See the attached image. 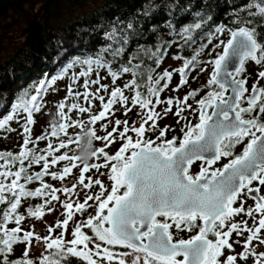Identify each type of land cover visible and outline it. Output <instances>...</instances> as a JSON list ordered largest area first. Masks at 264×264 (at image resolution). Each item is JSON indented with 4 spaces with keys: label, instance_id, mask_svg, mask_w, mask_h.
<instances>
[{
    "label": "snow or ice",
    "instance_id": "snow-or-ice-1",
    "mask_svg": "<svg viewBox=\"0 0 264 264\" xmlns=\"http://www.w3.org/2000/svg\"><path fill=\"white\" fill-rule=\"evenodd\" d=\"M192 15V21L178 30L168 24L169 33L176 32L181 46L195 44L196 35L212 20L210 14L199 11ZM229 23L234 27L214 26L207 33V43H201L191 57L177 52L171 58L182 65L162 72L157 69L175 41L158 44L155 50L142 45L125 59L135 26L132 22L124 28L114 25L102 37L105 45L86 58L73 60L83 68L73 76V83L83 78L84 91L68 86L65 98L55 105L57 112L49 128L40 136L33 139L31 126L34 113L41 111L38 97L45 82L36 88V94L19 98L10 114L0 116V130L11 131L10 122L24 114L19 151H0V264H72L73 260L76 264H246L250 258L253 264H264V86H259L264 70L257 71L251 89L245 75L249 63L264 69V0H245L234 9ZM213 40L216 43L208 51V59L202 60ZM146 58L152 63L143 67ZM197 69L209 73L203 85L207 91L201 98L196 99L199 90L182 99L161 98L175 75L179 82L172 91L186 85L189 74ZM102 70L105 76H101ZM124 75L131 78L116 86ZM108 78L110 84L101 83ZM94 85H99L95 91ZM94 101L100 102L95 113ZM133 108L138 109V127L136 122L129 125L127 119L110 118L121 109L127 117ZM186 111L195 112L197 122H186L182 137L168 139L169 126L161 128L158 121L172 113L179 123L186 120ZM98 131L105 134L98 135ZM118 140L121 146L109 154L106 149ZM41 141H46L43 149L39 148ZM97 141L101 146H94ZM238 145L242 146L239 153ZM221 159L227 162L213 168ZM197 162L199 171L192 175L190 170ZM33 166L39 170L31 171ZM74 170L78 175L70 187L58 188L46 181L63 183ZM93 170L108 177L110 190L99 178L86 176ZM34 183L38 186L32 190ZM93 186L99 191H84ZM29 198L42 203L28 207L25 214L20 208ZM248 200L253 203L246 207ZM54 201L61 205L64 216L47 228L49 234H55L41 237L32 229L25 230V220H41L46 209L55 210ZM93 205L94 215L75 218ZM241 216L243 219H236ZM70 222L74 227L67 239ZM173 227L194 234L174 240ZM234 234L236 240H232ZM34 241L43 248L38 260L29 255ZM20 244L25 245L21 257L12 259ZM234 244L241 247L239 253ZM257 245L261 250L257 251ZM225 249L233 254L221 260Z\"/></svg>",
    "mask_w": 264,
    "mask_h": 264
},
{
    "label": "trees",
    "instance_id": "trees-1",
    "mask_svg": "<svg viewBox=\"0 0 264 264\" xmlns=\"http://www.w3.org/2000/svg\"><path fill=\"white\" fill-rule=\"evenodd\" d=\"M44 1L46 0H0V116L10 114L19 98L25 94L29 96L36 94V88L41 82H45L46 87L38 97L41 111L34 113L35 124L31 126L33 139L49 128V122L57 112L55 105L65 98L69 85L75 91H84L81 86L83 78L73 83V76L83 70L81 65L74 64L73 60L86 58L105 45L107 42L102 37L110 32L114 25L124 28L132 22L135 26V31L129 35L125 59L142 45L155 50L158 44L166 45L175 41L168 49V55L159 68L161 69L164 61L177 52L184 57H191L201 43H207V33L213 30L214 26L225 24L234 27L229 23L231 14L234 9L240 8L245 3V0H53L41 11L30 31L23 35L24 37H17L18 34L14 31L25 29L26 22L28 21L29 24L34 12ZM196 11L210 14L212 20L196 35L195 44L190 47L181 46L182 41L176 32L169 33L168 24L171 23L178 30L192 21V14ZM145 12L149 14L144 15ZM215 43L216 40H213L209 49H205L201 56L203 60L208 59L207 53ZM151 63L146 58L142 66H150ZM105 75L102 70L101 76ZM91 78L95 79V74ZM130 78L129 75H124L117 81L116 86H122ZM53 80L55 83H50ZM101 83L110 84L111 80L104 79ZM97 87L99 85L92 86V90L95 91ZM101 95L106 94L101 92ZM68 103L71 104L72 100L69 99ZM80 103L84 105L83 98ZM93 103L96 105L93 112H98L100 102ZM116 107L120 108L119 105ZM133 113L134 110L129 114ZM72 115L75 117L76 113ZM83 118L86 119L87 115L85 114ZM128 119L132 120V117L129 116ZM23 123L24 114H20L17 120L10 122L11 131L0 130V151L14 153L19 151L23 141L20 135ZM111 127L112 125H109V129ZM56 142L53 138L54 145ZM45 146L46 141L39 143L40 149ZM63 163L61 162V165ZM37 170H39L37 166L31 169V171ZM46 181L50 184L54 182L50 178H46ZM37 186L38 184L34 183L30 187L34 190ZM37 203L42 201L35 198H29L26 203L22 201L20 211L26 214V209L34 207ZM54 203L55 201L52 202L53 205ZM89 214H95V205L83 216L79 214V220L86 219ZM63 218V214H60L59 219ZM30 219L33 218H27L24 224ZM11 226L13 225H9ZM84 231L91 235L90 230L85 228ZM24 247L23 244L17 245L11 258L21 257ZM29 255L33 260H38L41 256L32 253ZM72 264H76V261L73 260Z\"/></svg>",
    "mask_w": 264,
    "mask_h": 264
},
{
    "label": "flooded vegetation",
    "instance_id": "flooded-vegetation-1",
    "mask_svg": "<svg viewBox=\"0 0 264 264\" xmlns=\"http://www.w3.org/2000/svg\"><path fill=\"white\" fill-rule=\"evenodd\" d=\"M205 60H207V59L205 58ZM181 65H182V61L176 60V65H175L174 68H172V66L163 67V68H161V69H159L157 71L162 72L165 69H168V70L171 71L172 69L179 68ZM204 66L207 67V65H204ZM259 70H264V69H260L257 66H254L252 63H249L247 65V72L245 73V75L248 77V85L247 86L249 87V89H251L252 84L257 81L256 73ZM208 75H209L208 72L200 73L199 69H197L196 71H193V72H191L189 74L188 83L186 85L180 87L178 91H172V89L176 88V86H177V84L179 82V75L177 74V75L174 76L173 80L171 81L169 89L166 90L162 94L161 98L163 99V98L171 95L173 97L182 99L189 92H191L193 90H199V95L196 97V99H199L207 91V89L203 88V85L206 84V81L208 79ZM259 86H264V80H260L259 81ZM189 103L193 104L194 108L198 107L197 105H195L194 101L191 100V99L189 100ZM161 107H163V106H161ZM135 110H137L136 115H135V122H136V126L138 127L139 123H140V117L137 114L138 113V109H135ZM157 111H160V108H157ZM173 111H175V108L173 109ZM122 112H123V109H121L120 111H117L115 113L116 118H113V117L112 118L113 119H117V118L123 119L124 115H122ZM183 116L186 117V120L185 119H180L179 123L177 122L178 117H176L172 113H169L165 118H163V119L158 121L159 126L161 128H163L165 126H169L170 130L167 133V138L168 139L172 138L173 136L182 137L183 133L181 132V128L184 126V124L186 122H191L193 124L197 122V114L195 112H191V114H190V112L186 111V112L183 113ZM133 121H134V119H133ZM128 122L132 123V120H129ZM122 127H123V125H121V128ZM108 130L111 131V129H108ZM104 134H105L104 132L98 131V135H104ZM129 135H133L134 136V134L131 133V132H130ZM148 137L151 138V139H155V135L153 133H148ZM94 146H101V142H99V141L95 142ZM120 146H121V142L118 140L116 143H114L109 148H107L106 151L109 154H114L119 149ZM240 151H242V146L238 145L237 148H236V152L239 153ZM77 154H79V153H77ZM226 162H227L226 159H221L216 164H214L212 167L213 168L222 167V165L224 163H226ZM199 163L200 162H197V164L193 165L192 169L190 170V174L195 175V174L198 173V171H199ZM107 184H108L107 187H109V184H110V187H111V182H107ZM93 187H95V186H93ZM121 191H123V189H121ZM261 191H262V193H264V188H262ZM91 203H93V202H91ZM252 203H253L252 200H248L247 204H246V207H247V205H250ZM235 206H239V205L237 204ZM236 219L240 220V219H243V217L242 216L241 217H237ZM251 223H252V221L249 220V224H251ZM172 231H173V234H174V240L188 239V238H190L191 235L194 234V232H186V231L185 232H179V231H176L175 227H173ZM236 239H237V237L234 234L233 237H232V240H236ZM231 242L232 241L230 240V243ZM233 247H234L236 253H239L241 251V247L239 245H235L234 244ZM259 250H261V249L257 245V251H259ZM225 253L233 254V253H230L227 249H225L224 255H225ZM223 258H224V256L221 257V259H223ZM250 260H252V259L250 258L248 261H250ZM239 264H245V262L244 261H240ZM246 264H247V262H246Z\"/></svg>",
    "mask_w": 264,
    "mask_h": 264
},
{
    "label": "rangeland",
    "instance_id": "rangeland-1",
    "mask_svg": "<svg viewBox=\"0 0 264 264\" xmlns=\"http://www.w3.org/2000/svg\"><path fill=\"white\" fill-rule=\"evenodd\" d=\"M35 12H34V14H35ZM36 20H35V22H36ZM27 23H28V21L26 22V26H28ZM21 32H22V30H20V29L14 31V33H17L18 34L17 37H24L23 35L22 36L20 35ZM175 65H176V60H173L172 58H168V59H166L164 61L162 67L172 66V68H174ZM135 109H137V108H134L133 109L134 110V113L133 114H128L127 117L124 116L123 119H121V120L127 119L129 116H131L134 119V121L132 119V123L135 122V115H136V112H137V110H135ZM113 118H116V115L113 116ZM132 123L129 122V125H131ZM101 171H106V170L105 169H101ZM77 175H78V170H74L73 175L67 177L66 180L63 183H61L59 181H54V182H51V184L53 186H55V187H58V188L59 187H64V186H69L70 187L72 185L73 181H74V177L77 176ZM86 176H92L93 179L99 178L105 184L106 187L108 186L107 182H111L106 175L105 176H100L99 174H97L95 172V170H93L92 172L86 174ZM108 188L110 190V184H109V187ZM77 191L79 192L80 191V188H77ZM84 191H89L90 194H93V193H96V192L99 191V187L98 186H95L91 190L85 189ZM57 195H59L61 197V200L65 199V197L63 196L62 193H57ZM82 195H83V193H81V197H79V198H82ZM77 198L78 197H73V199H77ZM89 203H91V201ZM54 205H55V210H53L51 212H46L45 215H44V217L41 220L30 219L28 222H26L25 224H23L25 230L32 229L37 234H39L41 237H43L45 235H54L55 233L49 234L47 232V228L49 226H54L55 222L58 221V220H60L59 219L60 214L63 213V209H62V207H61V205L59 203L55 202ZM75 218L77 220H79V214H76V217ZM73 227H74V225L70 222V224H69V231H68V233H66V238L67 239H71L70 232H71V230H72ZM42 251H43V248H42L41 244L34 241L30 253H32V254H40L41 255ZM227 255H229V254L228 253H225L224 258ZM223 259H221V260H223ZM247 264H253V260L247 261Z\"/></svg>",
    "mask_w": 264,
    "mask_h": 264
},
{
    "label": "water",
    "instance_id": "water-1",
    "mask_svg": "<svg viewBox=\"0 0 264 264\" xmlns=\"http://www.w3.org/2000/svg\"><path fill=\"white\" fill-rule=\"evenodd\" d=\"M51 1H53V0H46V1H44L41 5H40V7L38 8V10L35 12V14H33V18H32V20L30 21V23L28 24V26L24 29V30H22V32H21V36L22 35H24V34H26V33H28L29 31H30V29H31V27H32V25H33V23L35 22V20L38 18V16H39V14L41 13V11L45 8V6L47 5V4H49ZM38 171V170H37Z\"/></svg>",
    "mask_w": 264,
    "mask_h": 264
}]
</instances>
